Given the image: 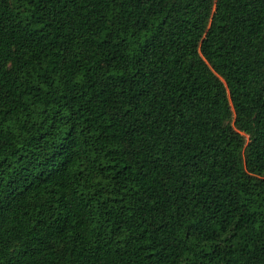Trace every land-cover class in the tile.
<instances>
[{
  "label": "trees",
  "instance_id": "obj_1",
  "mask_svg": "<svg viewBox=\"0 0 264 264\" xmlns=\"http://www.w3.org/2000/svg\"><path fill=\"white\" fill-rule=\"evenodd\" d=\"M0 264H264V0H0Z\"/></svg>",
  "mask_w": 264,
  "mask_h": 264
}]
</instances>
